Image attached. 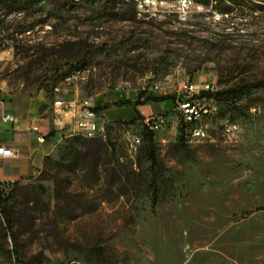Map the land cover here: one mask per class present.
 Wrapping results in <instances>:
<instances>
[{"label":"rangeland","instance_id":"1","mask_svg":"<svg viewBox=\"0 0 264 264\" xmlns=\"http://www.w3.org/2000/svg\"><path fill=\"white\" fill-rule=\"evenodd\" d=\"M153 1L166 4L137 7ZM193 1L181 22L178 0H0V132L13 138L7 112L54 123L57 100L109 105L97 166L83 159L84 137L63 133L44 145L53 162L18 181L34 194L11 200L25 220L0 264H264V86L219 100L201 142L182 135L177 105L192 83L264 82V0ZM232 1L245 8L221 14ZM160 116L153 166L128 138ZM95 249L104 258L88 263Z\"/></svg>","mask_w":264,"mask_h":264},{"label":"built area","instance_id":"2","mask_svg":"<svg viewBox=\"0 0 264 264\" xmlns=\"http://www.w3.org/2000/svg\"><path fill=\"white\" fill-rule=\"evenodd\" d=\"M138 9L145 11L148 7L163 6L166 3H147L137 2ZM195 6V1L177 2V13L179 20L185 22L191 9ZM74 77H69L67 81H71ZM158 87H156V90ZM219 89L216 85L206 83H192L180 90L179 97L177 99L178 111L181 115L182 129L185 132V136L197 142L207 140L210 135L208 127L203 124L204 119L208 118V113H215V116L219 114V99L217 93ZM54 110L57 114V120L60 124H63L60 117L64 119L65 125L61 126V131L66 136H73V131H86V138L89 136H97V138H105V128L99 121V115L95 111V108L88 102L84 101L80 104L67 103L65 101L57 100L54 103ZM5 124H10L15 128V118L13 114H5L2 118ZM145 126L150 131L154 132V128H161L164 124V118L160 117H148L145 119ZM37 133L38 143L43 145L47 142L46 136L41 134L38 127L31 129ZM237 127L235 125H228L226 132L229 134H235ZM129 151L131 154L136 155L139 153L141 147L144 144V136L142 134H130L129 138ZM18 156V151L15 148L2 144L0 145V158L1 159H13Z\"/></svg>","mask_w":264,"mask_h":264},{"label":"trees","instance_id":"3","mask_svg":"<svg viewBox=\"0 0 264 264\" xmlns=\"http://www.w3.org/2000/svg\"><path fill=\"white\" fill-rule=\"evenodd\" d=\"M219 2H222L219 0ZM198 4L208 5V0H198ZM236 7H243L242 1H232L231 5H225L223 9L220 10L221 14L229 15L232 14ZM249 8V7H248ZM262 8V7H259ZM264 86V82L257 83H240L238 85H234L230 88H227L223 91H219L217 93V97L219 100L225 99L229 101L231 104H234L238 99L242 97H246L252 94V92ZM124 104H129V102H125ZM109 108V105L101 108L95 109L98 113L99 111L106 110ZM56 132L53 130L48 135H46V139H50L54 137ZM144 136V144L145 150L148 154L150 161L153 163V166L157 165V145L155 142V133L150 131L147 127H144L143 131ZM182 135L185 136V132L182 129ZM84 139V138H83ZM85 144L87 145V149L83 155V159L85 163L88 165L97 166L98 160L101 157L102 150L108 149L107 141L103 138L96 139H84ZM52 159L49 156H46L43 159L44 167H48L52 163ZM155 187V186H154ZM34 194L30 187H22L19 182L13 183V188L9 195H5L3 192H0V252H2L3 256L8 257L9 259L15 255L18 251V238L15 232L17 224L21 222L23 219L25 220V210L21 208L16 202L11 203V200H15L19 198L20 195L26 197L29 200V196ZM38 197H41V193H36ZM156 196V192H154ZM29 202V201H27ZM264 210V209H262ZM9 241L12 242V249L8 248ZM104 251H100L99 249L91 250L90 253L87 254V262L91 263L93 261H102L104 258Z\"/></svg>","mask_w":264,"mask_h":264},{"label":"crops","instance_id":"4","mask_svg":"<svg viewBox=\"0 0 264 264\" xmlns=\"http://www.w3.org/2000/svg\"><path fill=\"white\" fill-rule=\"evenodd\" d=\"M16 105L17 109L22 106L19 103ZM0 106L2 110L7 111V105L0 102ZM8 113L10 112L5 114ZM24 113L25 115H23ZM24 113L19 112V110L18 114L11 112L16 122L15 128L12 130V139H9L7 134H3V129L0 132V136L2 134L7 136L8 142L3 144L9 145L18 151V156L13 159L0 158V182L14 183L22 180V178L30 174L34 167H39L43 159L49 154L50 149L44 146L47 142L43 145L38 143V134L31 130L33 127H38L41 134L45 136L51 131L57 130V132L55 131V136L47 139V141L56 139L60 134H63V132H60L61 127H58V120H54V123H51L47 119L37 117L34 113H29L27 108L24 110ZM4 115H2V118ZM35 142L38 144L37 146H35Z\"/></svg>","mask_w":264,"mask_h":264},{"label":"bare ground","instance_id":"5","mask_svg":"<svg viewBox=\"0 0 264 264\" xmlns=\"http://www.w3.org/2000/svg\"><path fill=\"white\" fill-rule=\"evenodd\" d=\"M187 1H193V0H178V2H187ZM153 3H155V1H153ZM159 129L161 128H154V131L159 130ZM73 134L86 138V131H73ZM96 138L97 136H89V139H96Z\"/></svg>","mask_w":264,"mask_h":264}]
</instances>
